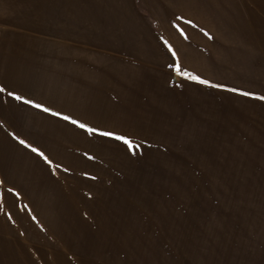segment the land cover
Here are the masks:
<instances>
[{
  "label": "rangeland",
  "instance_id": "374dc122",
  "mask_svg": "<svg viewBox=\"0 0 264 264\" xmlns=\"http://www.w3.org/2000/svg\"><path fill=\"white\" fill-rule=\"evenodd\" d=\"M153 1L129 10L153 51L89 56L87 106L46 57L16 92L61 116L0 92V264H264V0H204L203 18Z\"/></svg>",
  "mask_w": 264,
  "mask_h": 264
},
{
  "label": "crops",
  "instance_id": "0c3cea01",
  "mask_svg": "<svg viewBox=\"0 0 264 264\" xmlns=\"http://www.w3.org/2000/svg\"><path fill=\"white\" fill-rule=\"evenodd\" d=\"M135 1L0 0V84L6 89L23 91V83L36 78L38 58L46 57L48 71L62 83L66 102L87 106L88 90L98 89L96 73L103 72L102 68H94L97 64L89 62V56H103L102 51H114V46L115 51L120 50V42L133 45L145 56L148 55L144 54L145 48L153 51L148 43L150 37L134 30L129 10L142 9ZM141 1L145 5L144 15H149L146 8L152 9L155 2ZM172 3L183 13L190 8V14L207 16L204 0L202 3L201 0H179L178 3L173 0Z\"/></svg>",
  "mask_w": 264,
  "mask_h": 264
},
{
  "label": "snow or ice",
  "instance_id": "6c2138e0",
  "mask_svg": "<svg viewBox=\"0 0 264 264\" xmlns=\"http://www.w3.org/2000/svg\"><path fill=\"white\" fill-rule=\"evenodd\" d=\"M186 22L188 24H192L193 23L192 20H188ZM202 31H203V29H202ZM167 43L168 42L165 41V44H167ZM168 47H169V49H171V45L170 44L168 45ZM173 54L175 55V53H173ZM176 70H177V72L180 71L179 65H176ZM184 74L188 75L190 79L199 81L200 83H203V84H209L210 83L208 80H204L200 76L192 75L190 73H184ZM215 86L216 87H226L225 85H215ZM231 90L232 91H239L238 89H231ZM5 91H7L8 96L12 97L14 100L22 101L23 103L28 104V105H34L37 108H43L44 111L52 112V114L56 115V116H61L62 115L61 113L54 112L52 109L44 107L43 105L36 104L35 101H33L32 99L26 98L24 95H22V94H20V93H18L16 91H8L3 84H0V92H5ZM242 94L246 95V96H257V94L254 93V92H243ZM258 98L264 100V96H258ZM63 119L70 121L72 124L77 125L81 129H84L86 133L92 134V133L99 132V134L102 135V136L112 137V138H114L116 140L122 141L127 146L128 151L131 152L133 155L135 154L136 149L139 148V145L127 135H122V134L117 133L115 131H101V130H99L97 128H94V127L90 126L87 123H83V122H81L79 120L73 119V117H71V116L64 115ZM13 135H15V134H13ZM15 138L17 140H19L20 144L25 145L26 147L30 148L33 152L37 153L40 157H42L43 160L49 166L53 165V161L51 159H49V157L47 155H45V153L43 151H41L39 148L33 147L31 144L27 143V141H25L23 139H20L19 136H16ZM85 155H88V154L85 153ZM89 158L90 159H94V157H89ZM65 171H67V169H65ZM84 175H88V173H84ZM3 183H4V181L0 180V186H2ZM6 192H7L8 195H11L13 197V199H15L16 197H19L21 195L20 192L17 191L14 187L7 188ZM4 198H5V192L4 191H0V200H3Z\"/></svg>",
  "mask_w": 264,
  "mask_h": 264
}]
</instances>
